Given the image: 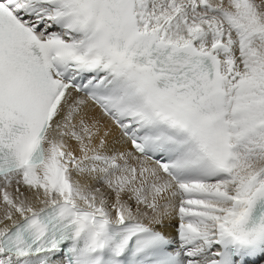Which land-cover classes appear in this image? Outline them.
Here are the masks:
<instances>
[{
  "label": "snow or ice",
  "instance_id": "6c2138e0",
  "mask_svg": "<svg viewBox=\"0 0 264 264\" xmlns=\"http://www.w3.org/2000/svg\"><path fill=\"white\" fill-rule=\"evenodd\" d=\"M0 264H264V0H0Z\"/></svg>",
  "mask_w": 264,
  "mask_h": 264
}]
</instances>
